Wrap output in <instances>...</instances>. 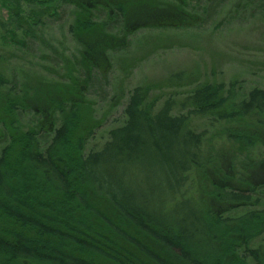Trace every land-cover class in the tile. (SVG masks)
<instances>
[{"label":"trees","instance_id":"16d2710c","mask_svg":"<svg viewBox=\"0 0 264 264\" xmlns=\"http://www.w3.org/2000/svg\"><path fill=\"white\" fill-rule=\"evenodd\" d=\"M37 1L30 0L51 3ZM58 1L77 7L73 30L83 46L85 80L107 70V52L121 46L108 27L120 24L124 39L134 29L198 22L188 0ZM76 86L71 93L79 96ZM221 88L195 89L185 115H173L169 99L155 109L135 89L124 124L87 153L83 115L70 103L79 100L53 101L26 130L13 120L26 107L9 101L0 115L7 142L0 153V264H264V186L250 181L264 160V130L257 128L264 125V91L235 102ZM51 110L61 114L52 130ZM194 116L228 129L248 123L251 129L231 139L262 150V160L247 157L231 168L206 156L205 132L188 123Z\"/></svg>","mask_w":264,"mask_h":264},{"label":"rangeland","instance_id":"374dc122","mask_svg":"<svg viewBox=\"0 0 264 264\" xmlns=\"http://www.w3.org/2000/svg\"><path fill=\"white\" fill-rule=\"evenodd\" d=\"M3 2L0 115L12 100L26 107L13 119L26 130L39 119L35 115L50 108L53 101L63 97L79 100V104L70 103L79 106L83 115L81 124L88 132L85 153L98 151L108 133L124 124V110L135 89H141L145 103L155 109L169 99L173 115L191 111L186 98L201 86L221 85L222 96L228 93L235 102L247 100L254 90L264 91V0H188L187 12L198 18L190 28L143 27L123 39L120 24L108 27L105 32L118 38L121 46L107 52L106 72L93 70L88 80L83 46L73 30L77 7L58 0L43 6L30 0L9 6ZM94 13L100 21L102 16ZM71 84L77 85L79 96L71 93ZM69 107L65 105L64 111ZM52 117L54 122L46 125L50 130L61 123V114L52 111ZM6 123L8 127L12 120ZM188 123L194 131L205 132L202 149L216 162L237 168L247 157L249 161L263 158L256 146L248 149L246 143L231 139L251 129L248 123L228 129L206 116L190 117ZM257 125L260 132L264 130V125ZM0 140L1 153L7 144L1 133Z\"/></svg>","mask_w":264,"mask_h":264},{"label":"flooded vegetation","instance_id":"af4514ba","mask_svg":"<svg viewBox=\"0 0 264 264\" xmlns=\"http://www.w3.org/2000/svg\"><path fill=\"white\" fill-rule=\"evenodd\" d=\"M250 181L253 182L256 186H264V160L261 161L260 165L257 167V170L254 174H250Z\"/></svg>","mask_w":264,"mask_h":264}]
</instances>
